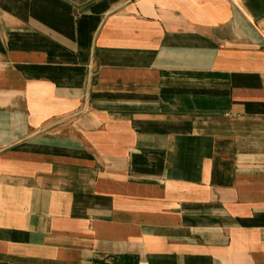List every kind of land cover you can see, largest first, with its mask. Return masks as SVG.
I'll list each match as a JSON object with an SVG mask.
<instances>
[{
  "label": "crops",
  "instance_id": "0c3cea01",
  "mask_svg": "<svg viewBox=\"0 0 264 264\" xmlns=\"http://www.w3.org/2000/svg\"><path fill=\"white\" fill-rule=\"evenodd\" d=\"M264 264V0H0V264Z\"/></svg>",
  "mask_w": 264,
  "mask_h": 264
},
{
  "label": "built area",
  "instance_id": "2783aa9c",
  "mask_svg": "<svg viewBox=\"0 0 264 264\" xmlns=\"http://www.w3.org/2000/svg\"><path fill=\"white\" fill-rule=\"evenodd\" d=\"M143 264H147V263H143Z\"/></svg>",
  "mask_w": 264,
  "mask_h": 264
}]
</instances>
